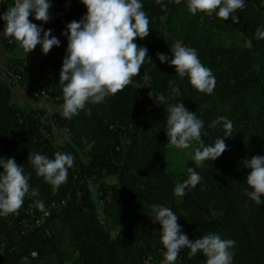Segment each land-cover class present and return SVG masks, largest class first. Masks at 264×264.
<instances>
[{"label":"trees","instance_id":"obj_1","mask_svg":"<svg viewBox=\"0 0 264 264\" xmlns=\"http://www.w3.org/2000/svg\"><path fill=\"white\" fill-rule=\"evenodd\" d=\"M66 1L52 0L49 14L63 15L50 23L30 16L31 22L43 24L64 41V46L53 47L46 55L40 48L34 56L22 54L0 20V60L5 59L7 70H21L18 83L0 78V157L22 165L30 174L31 188L40 193L26 197L17 214L0 217V264H23V257L30 264H146L148 258L151 264H161L165 249L153 204L172 209L190 240L207 233L234 240L233 264H264V205H256L246 195L251 190L246 183L250 169L242 164L245 158L264 155V38L256 37L257 29L264 27V0H246L236 13L238 22L231 17L223 21L214 12L192 15L186 0L180 4L163 0V5L143 0L149 35L134 42L148 49L151 63L146 59L140 75L124 90L99 104H86L90 116L82 110L72 119L60 111L49 114L45 107L27 110L14 101L17 87L32 88L42 82V92L60 98L51 103L63 104L59 77L67 39L61 33L86 13L80 0H71L64 11ZM13 4L3 2L0 13ZM177 43L194 48L201 63L212 70L213 94L197 91L188 77L179 78L174 66L158 60L157 53L171 59L170 49ZM145 78L151 89L145 86ZM172 80L179 95L171 92ZM153 91L168 97L167 104L157 105ZM179 101L204 121L206 145L224 135L222 124L212 126L218 117L232 121L234 134L224 138L227 149L214 161L198 166L190 160L173 172L164 129L166 106ZM40 126L49 131L52 142L42 138ZM57 151L71 153L74 164L67 182L54 192L28 157L40 153L54 158ZM189 167L202 180L182 198L176 197L174 187L188 177ZM36 199L44 202L50 215L24 235L20 221L44 213L34 206ZM205 261L202 253L189 258L185 249L176 264Z\"/></svg>","mask_w":264,"mask_h":264},{"label":"clouds","instance_id":"obj_2","mask_svg":"<svg viewBox=\"0 0 264 264\" xmlns=\"http://www.w3.org/2000/svg\"><path fill=\"white\" fill-rule=\"evenodd\" d=\"M86 13L79 21L66 25L61 33L67 39L66 55L62 61L59 84L62 87L63 104L59 106L61 115L72 119L83 110L91 115V109L86 104H99L108 96L124 90L140 75L145 60L151 63L148 49L138 46L134 40L149 35L150 20L143 10V0H80ZM182 0H174L180 4ZM163 5V0H156ZM3 0H0V5ZM52 0H14L13 6L0 13L4 21V33L13 38L22 47L25 54L33 51L37 45L43 54H47L54 46L60 45V40L51 36V29L45 30L43 24L37 25L29 20L47 23ZM188 11L192 15L199 13L212 14L226 21L231 17L237 21V11L246 5V0H186ZM166 6V5H165ZM51 37V38H50ZM258 39L264 38V27L256 31ZM171 59L163 53H157L161 63L174 66L179 78L188 77L190 84L199 92L211 95L216 86L212 70L201 63L194 48L177 43L170 49ZM145 86L150 88L147 78ZM171 92L180 94L175 86V80L169 82ZM154 92V91H153ZM153 92L149 96H153ZM154 102L157 105L167 104L168 97L154 92ZM223 125L224 135L215 139L212 144H205L202 139L204 121L196 112L189 111L179 101L167 107L165 133L168 144L177 149H189L193 143L192 160L202 166L206 161H214L227 149L224 138L234 134V126L226 116L218 117L213 123ZM30 163L36 174L58 191L67 182L68 171L74 164L71 153L57 151L54 158L40 153H33ZM244 168L250 169L246 174V183L251 189L246 195L256 203L264 205V155H255L243 159ZM188 177L174 187L176 197L182 198L186 190L195 188L202 177L192 168L187 169ZM30 174H25L22 165L13 158L0 157V217L17 214L26 197H39L38 189L31 188ZM34 206L45 212V204L36 199ZM152 212L155 221L161 225V243L165 249L162 264H176L182 250H188L189 258L202 253L206 257L205 264H233L232 249L235 241L221 239L217 233H207L200 238L190 240L177 222L178 215L164 205L153 204ZM35 253L32 257L35 258ZM23 264H30L28 257L22 258Z\"/></svg>","mask_w":264,"mask_h":264},{"label":"built area","instance_id":"obj_3","mask_svg":"<svg viewBox=\"0 0 264 264\" xmlns=\"http://www.w3.org/2000/svg\"><path fill=\"white\" fill-rule=\"evenodd\" d=\"M5 1L14 2V0H3V2H5ZM57 14H59V15H57ZM57 14H49L48 23L52 22L56 17L60 16V13H57ZM29 20L31 21V17H29ZM40 22H42V21H40ZM51 36H55V35L53 33H51ZM37 46L40 47L39 45H37ZM1 79L3 81L11 82L13 84L18 83L21 80V70L19 68H16V67L8 69ZM42 86H43L42 82H38L36 85H34V87L27 88V92L33 98H42V99H44L46 101H50V102H55V101L60 100V98H53V97L49 96L48 94H46L45 92H42V90H41ZM39 129H40V134L42 135L43 139H45L49 142L53 141L49 131L44 126H40ZM56 148H58V147H56ZM49 215H50V211H46L41 215L35 216V215L31 214L28 218L22 219L20 221L21 233L25 235V234H28L29 232H32L33 230L39 228L46 221V218L49 217ZM148 260L149 261H147L146 264H151V258H148Z\"/></svg>","mask_w":264,"mask_h":264},{"label":"rangeland","instance_id":"obj_4","mask_svg":"<svg viewBox=\"0 0 264 264\" xmlns=\"http://www.w3.org/2000/svg\"><path fill=\"white\" fill-rule=\"evenodd\" d=\"M70 2V0L66 1V4L68 5V3ZM58 39L60 40V45L59 46H64V41L62 39H60V37H58ZM57 47V46H54ZM22 49V47H21ZM37 46H36V50H34L32 53H27L30 57L34 56L36 51H37ZM22 54L25 53L22 49ZM30 87V86H29ZM14 101L15 104L18 105L19 107H22L24 109H29L32 105V103H35L36 100H34L33 98H31L30 96H26V95H20V96H16L14 94ZM43 103V102H42ZM46 104V110L47 111H51L50 108L52 106V108L55 107V104L51 103V102H45ZM47 106H50V108H48ZM167 107L166 106V112H167ZM59 109V106H58ZM41 110V108H40ZM196 147L195 143H193V145L189 148V149H177L173 146H170L167 143V148H166V155L168 158V166L169 169L172 170L173 172H178L180 171L184 165L192 160V156H193V151L192 148Z\"/></svg>","mask_w":264,"mask_h":264},{"label":"crops","instance_id":"obj_5","mask_svg":"<svg viewBox=\"0 0 264 264\" xmlns=\"http://www.w3.org/2000/svg\"><path fill=\"white\" fill-rule=\"evenodd\" d=\"M63 8H64V11H67V8H68V6L66 5V3L64 4V6H63ZM63 15V13H60V16H62ZM54 35H55V37H60V36H58L56 33H53ZM61 39V38H60ZM37 48L39 49L40 47H38L37 46ZM40 50H41V48H40ZM18 55H20V54H18ZM27 56V55H26ZM6 61H5V59H1L0 60V78H2L3 77V75L5 74V72L7 71V69H6V67H5V65H6V63H5ZM27 88H29V86L28 85H25L24 87H22V88H20V87H17L16 89H15V95L16 96H20V95H26V96H30L29 94H28V92H27ZM31 98H32V96H30ZM45 101V100H44ZM46 102H49V101H46ZM46 108V104L43 102H37V101H35V103H32V105H31V107L29 108V109H27V110H30V109H39V108ZM48 108H50V106H47ZM50 110L51 111H49V114H53L54 112H59V109H58V105H55V107L54 108H52V106H51V108H50Z\"/></svg>","mask_w":264,"mask_h":264},{"label":"water","instance_id":"obj_6","mask_svg":"<svg viewBox=\"0 0 264 264\" xmlns=\"http://www.w3.org/2000/svg\"><path fill=\"white\" fill-rule=\"evenodd\" d=\"M71 4H72V1H71V0H70V2L68 3V5L66 4V5L68 6L67 10H69ZM57 15H59V14H57Z\"/></svg>","mask_w":264,"mask_h":264}]
</instances>
